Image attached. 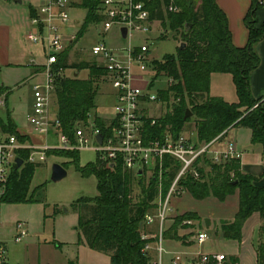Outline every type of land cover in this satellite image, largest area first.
Here are the masks:
<instances>
[{
	"label": "trees",
	"instance_id": "1",
	"mask_svg": "<svg viewBox=\"0 0 264 264\" xmlns=\"http://www.w3.org/2000/svg\"><path fill=\"white\" fill-rule=\"evenodd\" d=\"M96 4L97 0H83L82 7L88 11V17L76 40L83 37L89 24L98 19ZM172 4L180 12H169ZM263 7L264 0H252L245 17L249 30L248 43L245 47H236L227 16L216 0H154L151 3L152 18L162 23L167 20L172 31H181V44L175 54L166 55L163 60L153 63L155 77L172 80L173 84L158 92L159 99L166 103L167 112L157 125L147 128V140L164 139L167 135L176 139L183 134L184 126L195 119L197 135L194 139L199 144L211 142L222 134L221 138L225 140L230 130L244 126L252 131L253 144L264 147V109L252 97L250 89V75L261 62L255 46L264 39V22L259 25L256 16ZM68 53L69 50L60 59L59 67L63 71H89L87 79L75 75L67 77L65 74L58 78L55 97L61 132L75 141L77 127L88 126L90 117L96 112L99 78L106 73L88 62L68 65ZM214 73L232 75L238 96L236 103L210 96V78ZM188 110L192 117L186 119ZM93 122L104 136L110 133L106 120L95 116ZM0 128L3 134L15 135L22 143L29 142L28 136L18 132L10 115L7 120L0 118ZM48 155L70 159L83 178L94 176L97 180L98 196L81 198L73 205L79 214L82 240L92 250L109 253L111 264H147L148 258L142 253L146 243L142 239V223L146 215L155 211L160 195L163 198L167 196L179 171V164L166 157L165 173L159 183L156 173L146 180L145 177L124 172L121 166H108L98 158L94 163L81 166L79 152L76 151H51ZM28 156L27 151L20 152L23 166L13 170L3 197L4 203L28 202L32 181L40 166L28 163ZM198 171L199 180L188 175L180 182V187L196 200L214 197L225 201L236 190L239 191L240 204L236 217L230 223L221 224L220 230L225 239L239 242L242 227L254 214L259 215L261 242L257 247V264H264V187L256 186L255 178L241 171L239 161L217 164L203 159ZM135 184L141 188L137 201L133 197ZM188 219L194 220L197 225L201 222L197 214L187 212L166 227L164 238L184 239L185 236H179V231L188 229L182 226L183 221Z\"/></svg>",
	"mask_w": 264,
	"mask_h": 264
},
{
	"label": "built area",
	"instance_id": "2",
	"mask_svg": "<svg viewBox=\"0 0 264 264\" xmlns=\"http://www.w3.org/2000/svg\"><path fill=\"white\" fill-rule=\"evenodd\" d=\"M11 1L20 2L32 9L27 41L31 45L40 46L45 59L40 65L43 70L38 75L42 79L32 86L33 107L32 113L28 115L31 126L44 137V142L22 143L15 135L0 132V264H10L6 237L21 243L29 235L28 226L22 221H17L9 232L6 231L1 211L8 181L20 158V152L29 153L28 163L41 165L47 161L51 151L80 152L82 149L93 150L102 163L111 167L121 166L124 172L136 177H148L156 173L159 183L165 173L166 157L179 164V171L167 196L163 198L160 195L155 211L146 215L142 223V239L146 241L142 253L148 258L147 264H242L239 258L226 253L201 251L210 237L191 219L183 221L182 226L188 228L184 231L190 230L187 235H192L197 250L190 247L177 251L165 244L166 223L181 216L174 214L176 210L172 205L173 200L185 192L180 182L188 175L199 180L201 176L198 167L203 159L217 164L231 161L241 163L244 155L234 141L222 140L223 134L211 142L201 144L185 134L176 139L168 135L164 139H146L147 128L157 125L162 117L161 114L157 116L153 113V106L166 105L159 99L158 91H150L158 79L153 70V63L157 60L153 55V47L157 45V40L148 37L156 24L150 10L154 0H97L95 14L103 25L104 37L111 30H117L123 38V28L127 30L126 38L137 35L145 37L138 46L124 51L108 47L104 40L92 47L91 65L103 69L106 73L103 76L105 82L116 90L113 116L107 121L110 133L104 136L100 128L89 120L88 126L77 127L75 141L61 132V123L57 112H53L51 101L57 92L58 78L65 72L59 67L60 59L67 50L73 48L77 39L76 34L69 37L67 33L73 22L72 12L83 8V0ZM168 11L178 13L180 9L172 4ZM33 65L38 63L33 61ZM136 76L147 78L149 88L143 90ZM167 80L168 85L173 84L172 80ZM5 97L0 92V107L5 106ZM51 134L57 138L56 145L49 143ZM99 135L103 137L102 143L97 140ZM152 226L156 228L154 233L147 231V227ZM195 229L198 231L194 236Z\"/></svg>",
	"mask_w": 264,
	"mask_h": 264
},
{
	"label": "rangeland",
	"instance_id": "3",
	"mask_svg": "<svg viewBox=\"0 0 264 264\" xmlns=\"http://www.w3.org/2000/svg\"><path fill=\"white\" fill-rule=\"evenodd\" d=\"M21 10L26 12L25 8ZM87 17L88 11L84 8L72 12V20L75 23L70 30L67 29L68 33L76 34L87 20ZM170 25L171 23L166 20L164 23H160V25L153 28L154 35L160 38L157 40V45L153 47V55L159 61L163 60L166 55L175 54L181 44V31H172ZM144 37L143 35H137L124 39L118 34L117 30H111L104 37L103 25L97 19L89 24L83 37L75 41L73 45L74 50H72L73 48L71 49L70 61L71 63L91 62L93 60L91 56L92 47L101 43L103 40L108 47L124 51L125 49L138 46ZM174 37L176 40H174ZM153 39L155 40V38ZM24 44L29 45L30 43L25 41ZM31 47L34 53H38V47L34 45H31ZM33 61L38 63L35 68L36 75H39L43 70L40 65L45 62V59L37 56L35 60L30 61V64ZM65 75L72 76L73 72L68 71ZM88 76L89 73L87 70H81L79 72L80 79H87ZM136 78L139 83L138 85L143 90L149 88L150 84L147 82V78L142 76H136ZM40 79H37L36 82L40 81ZM149 80L151 81L150 78ZM168 82L166 78L160 77L154 82L150 91L155 93L164 90L168 87ZM99 86V93L96 98L97 109L90 119L91 122H93L95 116L103 118L106 121L113 116L115 95L111 89L112 87L107 85L104 77L99 78ZM25 94V92L17 93L15 98L13 100L11 99L9 103L11 119L19 128H24L27 124L29 125L26 118L28 112L26 103L27 96ZM56 104V97L53 95L51 101L52 109L54 108L56 110ZM160 106L159 104L153 106V113L157 116L159 114L163 116L167 112L166 105ZM0 116L7 120V103L4 107H0ZM240 127L247 128L244 126ZM183 134L190 138L196 137L195 119H192L191 122L184 126ZM49 143L53 145L58 143L54 134H51L49 137ZM79 159L80 165L86 166L89 163L97 161V153L91 149H82L79 152ZM54 164L63 166L67 171V176L59 182L52 180V167ZM206 171H209L207 167ZM150 177H145V179L147 180ZM140 192L141 188L138 184H135L133 191L135 201H137ZM97 196V180L94 176L83 178L76 171L70 159L63 156L48 155L47 161L42 163L36 170L28 202L18 204L3 203L2 205V219L5 223L6 231L9 232L17 221L25 222L29 230V235L21 243L12 241L10 237L5 238L8 240V262L10 264H111V256L109 253L92 250L82 240L79 234V214L73 206L81 198H95ZM188 205V201L185 202L182 200L179 203V208L176 209L179 211L187 210L191 207ZM232 221H210L201 218L198 228L208 233L210 237V240L201 247V251L206 253L222 252L232 256L235 255L240 258L242 264H257V247L261 242L260 235L258 237L260 231L256 228L251 233L250 230L251 240L243 243V240L247 239L244 236V225L242 227V238L239 242L227 240L223 237V233L220 230L221 224L222 222L230 223ZM172 224L173 222L169 221L166 223V226L169 227ZM152 229L155 230L156 228L153 227ZM147 231L149 230L147 229ZM196 231L198 229H195V232H193L194 236L196 235ZM189 233L190 230L179 231L180 237L185 236L180 241L185 242V240H190L189 237H192V235H187ZM167 239H170V237ZM175 249L180 250L182 248ZM193 249L197 250L198 248L194 247Z\"/></svg>",
	"mask_w": 264,
	"mask_h": 264
},
{
	"label": "crops",
	"instance_id": "4",
	"mask_svg": "<svg viewBox=\"0 0 264 264\" xmlns=\"http://www.w3.org/2000/svg\"><path fill=\"white\" fill-rule=\"evenodd\" d=\"M216 3L227 16L233 44L236 47H245L249 39V30L245 24V17L250 10L252 0H216ZM22 8H25L26 12L21 10ZM31 13L32 9L25 4L11 0H0V88L1 93L6 96L8 115H10V100H13L17 93H26L28 112L26 118L29 125H24V128L17 127V130L22 135L28 136L29 142L32 144H41L44 142V137L35 132L28 119V115L32 113L33 107L32 86L37 79H40V76L36 75L35 67L37 65H33V63L30 64V61L35 60L37 56L42 57V49L40 46H36L39 48V51L38 53H34L31 44H29L30 46L24 44V42L27 41V33L30 28ZM256 17L259 25L264 22V7L257 11ZM155 21V26L162 23L158 20ZM74 23L75 21L73 20L68 30H70ZM153 31L154 30H152L148 37L152 39L155 38V41L160 39L158 38L159 36L154 35L155 32ZM71 35L74 34L68 33L69 37ZM72 50H74V48ZM72 50L69 49L67 57L68 65L72 64L70 61V53ZM255 51L259 55L261 62L260 66L250 75V89L252 97L258 101L264 109V39L255 46ZM68 71H72L73 75L79 77V72L76 73L74 69H67L64 74ZM27 83L29 84L28 86ZM111 89L114 95H116V90L113 87ZM209 94L212 97H221L228 103H236L238 101L234 80L230 74H212L210 78ZM53 112H56L54 108ZM0 118L3 119L1 116ZM227 140L234 141L244 155L241 162V171L244 174L254 177L256 186L264 187V147L260 144H253L252 131L249 128H242L239 126L229 131ZM180 196L182 197H177L173 200L172 204L176 210V215L191 212L197 214L203 220L232 221L239 211L240 198L238 190H236L234 194L228 196L225 201H220L214 197L196 200L189 192H185ZM182 200L185 202L188 201V206L191 207L181 211L176 209L179 208V203ZM173 220L170 219L169 221L173 222ZM260 227L261 221L259 215L254 214L244 226V236H246L247 239L243 240V243L251 240L250 230L251 233L256 228L260 231ZM152 228L153 226L147 227L150 232L155 231ZM259 235L260 234H258V237ZM189 239L190 240H185V242L175 239H165V243L168 248L172 250H174V248H182L177 250L182 251L190 247L193 249V237H189ZM234 257L239 258L235 255Z\"/></svg>",
	"mask_w": 264,
	"mask_h": 264
},
{
	"label": "water",
	"instance_id": "5",
	"mask_svg": "<svg viewBox=\"0 0 264 264\" xmlns=\"http://www.w3.org/2000/svg\"><path fill=\"white\" fill-rule=\"evenodd\" d=\"M122 36H123V38H126V36H127V30L125 28L122 29ZM181 47H184V45H182ZM76 76L77 75H75V77ZM190 117H192V113L188 110L185 118L187 119ZM102 139H103L102 135L97 136V140L99 143H102ZM16 163H17L16 167H15L16 169H20L23 165V161L21 159H17ZM66 176H67V171L63 166H61L59 164L53 165V167H52V180L54 182H59L62 179H64Z\"/></svg>",
	"mask_w": 264,
	"mask_h": 264
}]
</instances>
